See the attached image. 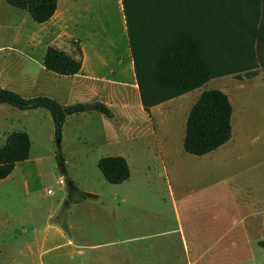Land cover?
<instances>
[{
	"label": "rangeland",
	"instance_id": "obj_1",
	"mask_svg": "<svg viewBox=\"0 0 264 264\" xmlns=\"http://www.w3.org/2000/svg\"><path fill=\"white\" fill-rule=\"evenodd\" d=\"M75 1L96 7V17L92 16L86 25L85 34L90 36L93 52L110 54L109 63L117 72L109 71L108 76L130 81L131 73L121 74L117 65L119 59L129 64L132 57L126 22L123 31L119 18L122 1ZM74 10L73 7L72 21L67 24L72 29L68 35L57 40H36L34 33H42L45 28L39 27L27 10L0 0V45L4 48L0 52V88L20 90L19 83L26 79L22 59L27 52L39 58L48 45L70 54L77 45L83 47L75 31ZM21 21L26 23L19 30ZM257 72L250 79L244 75L212 79L204 87L174 99L164 108V113L155 112L157 130L150 121L145 127L151 128L150 132L155 128L161 141H153L148 150L145 144L152 140L135 139L138 130L124 124L116 111L111 119L97 105L84 116L69 117L58 144L55 123L48 110H22L0 104V146L13 131H26L31 139L29 159L20 163L9 177L0 179V264H112L118 257L122 260L125 249L131 251L133 264H176L175 261L189 264L190 258L184 251L186 243L179 233L156 235L177 228L168 185L173 183L175 187L174 179L165 172L163 166L168 156H161L157 145L175 148V144H180L191 107L200 93L220 89L229 94L233 106V134L224 150L234 152L229 153L227 160L232 162L234 156L237 159V155H242L240 162L230 164H257L264 170V68L260 67ZM31 73L44 78L35 68ZM138 119L143 122L144 116ZM182 150L184 154L179 159L188 155ZM106 156L127 159L131 169L128 181L119 185L106 181L98 167L100 158ZM170 163L169 160L167 165ZM259 175L263 177V173ZM60 178L66 180L65 185L58 184ZM70 182L80 191H93L100 196L76 201L77 194L70 197ZM55 220L67 229L80 252L72 254L76 248L61 245L65 240L59 237L51 239L52 248L44 253L39 245L33 244V229L38 227L41 237L44 226ZM160 220L161 227L159 222L156 224ZM189 245H192L191 238ZM191 252H194L193 246ZM215 252L218 250L213 249L202 260L207 262ZM222 256L223 261L215 264H232L236 258L231 252Z\"/></svg>",
	"mask_w": 264,
	"mask_h": 264
},
{
	"label": "trees",
	"instance_id": "obj_2",
	"mask_svg": "<svg viewBox=\"0 0 264 264\" xmlns=\"http://www.w3.org/2000/svg\"><path fill=\"white\" fill-rule=\"evenodd\" d=\"M45 23L57 11L58 0H5ZM127 34L141 101L145 110L204 87L215 78L236 75L254 78L264 68V0H122ZM83 65V50L73 53L49 46L44 66L58 75L72 76ZM0 104L22 110L46 109L62 137L69 115L86 110L77 103L64 106L49 96L26 98L0 88ZM98 109L111 117L103 104ZM233 106L220 89L204 90L192 106L186 124L185 150L205 155L232 137ZM31 139L26 131H13L0 146V179L9 177L19 162L29 159ZM63 161V157H60ZM98 167L108 183L128 180L131 170L123 156L100 158ZM76 201L98 198L70 182Z\"/></svg>",
	"mask_w": 264,
	"mask_h": 264
},
{
	"label": "crops",
	"instance_id": "obj_3",
	"mask_svg": "<svg viewBox=\"0 0 264 264\" xmlns=\"http://www.w3.org/2000/svg\"><path fill=\"white\" fill-rule=\"evenodd\" d=\"M73 7L75 8L76 35L81 38L83 45V65L79 73L64 76L47 70L44 66V57L48 45L43 49L39 58L31 53H25V57L22 59V71L26 79L24 78L23 82L19 83L20 90H13L26 98L49 96L64 106L77 103L86 105L87 108L84 112L69 115L66 121L74 115L84 116L94 106L103 104L110 110L111 119L115 117L114 111H116V115H120L124 124L132 130L139 131L134 136L135 139L152 140L145 144L147 150L151 149L153 141H161L156 131L155 112H157L156 114L164 113V108L181 96L151 107L150 111L145 110L141 101L132 57L131 62L127 65L124 64L123 59H119L117 64L121 74L131 73L130 81L110 78L109 71L111 74L117 72L116 69L111 68L109 63L110 54L93 52L90 36L85 34L86 25L93 19L92 16L96 17L97 14L95 13L96 7L89 4H79L75 0L73 2L58 0L54 16L45 23H39V27L45 28V30L42 33H34L36 40H57L62 35H68L72 31L67 24L72 21L73 12L71 9ZM118 12L124 31L126 21L123 5ZM24 23L26 22L19 23V30L22 29ZM33 46L34 44H31L32 51H34ZM3 49V45H0V52ZM34 68L41 71L44 78L41 79L38 75L32 74L31 71ZM11 76L16 77L13 73ZM226 94L229 96L228 93ZM142 115L144 116L143 122L138 119ZM149 121L156 125V130L152 127L153 132H150L151 128L145 127ZM185 135L181 138L180 144H175V148L172 145H167V147H163L162 144L157 145L160 155L168 156V162L171 161L169 166L167 162L163 167L165 172L171 174L174 179L175 187H173V183L168 185L177 228L171 231H161L156 235L165 236L167 233L175 231L176 236L179 233L180 239L184 244L186 243L184 251L190 258L189 264H215L219 260L223 261V253L230 254V252L236 254L232 264H264V170H261L257 164L247 166L230 164L240 162L239 160L243 157L237 155V159L234 156L232 162L227 160L230 156L229 153L234 152L224 150L231 139L205 155L190 154L184 148ZM182 148L188 155L185 154L187 157L179 159L184 154ZM20 163L22 162L16 164L15 169ZM261 173H263V177L259 175ZM81 191L100 196L93 191L83 189ZM50 217L52 219V216ZM57 222L55 220L45 225L41 237L39 228L35 227L32 232L35 235L33 244L39 245L44 253L51 250V239L59 237L65 240L61 245L76 248L71 251L72 254L80 252L77 250L75 242L69 237L67 229ZM158 222L161 227L162 220L157 221L156 224ZM147 236L149 235L142 237ZM189 238L192 239V245L188 246ZM191 246H193L194 252H191ZM213 249H217L218 252L209 256L207 262L206 259L202 260ZM177 252L178 250L175 248V259ZM123 254L122 260L121 257H118V260L112 264H133L131 251L125 249ZM175 263L177 264L176 261Z\"/></svg>",
	"mask_w": 264,
	"mask_h": 264
},
{
	"label": "built area",
	"instance_id": "obj_4",
	"mask_svg": "<svg viewBox=\"0 0 264 264\" xmlns=\"http://www.w3.org/2000/svg\"><path fill=\"white\" fill-rule=\"evenodd\" d=\"M58 184L59 185H65L66 184V180L64 178H60L59 181H58ZM48 193H52L51 190H48Z\"/></svg>",
	"mask_w": 264,
	"mask_h": 264
},
{
	"label": "water",
	"instance_id": "obj_5",
	"mask_svg": "<svg viewBox=\"0 0 264 264\" xmlns=\"http://www.w3.org/2000/svg\"><path fill=\"white\" fill-rule=\"evenodd\" d=\"M86 108H87V107H86ZM60 142H61V140H60V139H58V140H57V143H58V144H60Z\"/></svg>",
	"mask_w": 264,
	"mask_h": 264
}]
</instances>
